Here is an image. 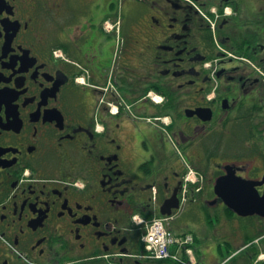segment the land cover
I'll use <instances>...</instances> for the list:
<instances>
[{"label": "flooded vegetation", "instance_id": "1", "mask_svg": "<svg viewBox=\"0 0 264 264\" xmlns=\"http://www.w3.org/2000/svg\"><path fill=\"white\" fill-rule=\"evenodd\" d=\"M172 196L264 264V0H0V264H162Z\"/></svg>", "mask_w": 264, "mask_h": 264}, {"label": "built area", "instance_id": "2", "mask_svg": "<svg viewBox=\"0 0 264 264\" xmlns=\"http://www.w3.org/2000/svg\"><path fill=\"white\" fill-rule=\"evenodd\" d=\"M147 242V249L151 256L158 258L170 257L178 261L185 260L183 253L188 257L187 264H195L193 249L188 247L192 236H176L169 231L162 219H154L148 224V233L144 237Z\"/></svg>", "mask_w": 264, "mask_h": 264}, {"label": "rangeland", "instance_id": "3", "mask_svg": "<svg viewBox=\"0 0 264 264\" xmlns=\"http://www.w3.org/2000/svg\"><path fill=\"white\" fill-rule=\"evenodd\" d=\"M119 1L121 2L122 0H119ZM48 21H47V23H48ZM57 50H59V49H57ZM195 174H196V177H197L198 174H197V171L196 170H195ZM170 224L171 225H169V227L172 228L173 230H175V229L176 230H179V231L184 230V229L193 230L195 228L194 227V225H195V219H194L193 213L191 212L190 207L185 206V207L181 208L179 210L178 214L175 216V218L170 221ZM189 232H192V231H189ZM204 239L205 238H204V235H203L202 241H201V243L203 245L201 247L202 249H200V255H201V257L204 256L205 253L203 252V250H204V247L207 246L206 245L207 242ZM224 251L226 253L227 252V249L224 248ZM165 263H167V262H165ZM172 264H174V263H172ZM226 264H231V263L228 262Z\"/></svg>", "mask_w": 264, "mask_h": 264}, {"label": "crops", "instance_id": "4", "mask_svg": "<svg viewBox=\"0 0 264 264\" xmlns=\"http://www.w3.org/2000/svg\"><path fill=\"white\" fill-rule=\"evenodd\" d=\"M101 18H97L91 21H87L86 19L82 18V17H76L73 20L69 21L70 25H74L75 27H87V26H92L94 24H99L101 23ZM94 29V28H93ZM89 30V28H88ZM194 230V229H193ZM182 231H192L190 229H184ZM200 241V240H199ZM222 242L216 241V243H214L212 246H205L203 252L205 253L204 255H206V257H209L210 259L207 260V264H211L212 260L211 259H215L216 261L218 260V264L220 263L221 260V244ZM200 249H202L200 247ZM200 252V250H199ZM162 264H168L165 263V261H161ZM210 262V263H209ZM217 264V263H216Z\"/></svg>", "mask_w": 264, "mask_h": 264}, {"label": "water", "instance_id": "5", "mask_svg": "<svg viewBox=\"0 0 264 264\" xmlns=\"http://www.w3.org/2000/svg\"><path fill=\"white\" fill-rule=\"evenodd\" d=\"M223 185V180L218 181V187H221ZM174 208H180V200L177 198V196H172L171 198H168L164 201L162 207H161V213L166 215H171L173 213Z\"/></svg>", "mask_w": 264, "mask_h": 264}, {"label": "trees", "instance_id": "6", "mask_svg": "<svg viewBox=\"0 0 264 264\" xmlns=\"http://www.w3.org/2000/svg\"><path fill=\"white\" fill-rule=\"evenodd\" d=\"M154 215L152 214V215H150V216H148L149 218H151V217H153Z\"/></svg>", "mask_w": 264, "mask_h": 264}]
</instances>
